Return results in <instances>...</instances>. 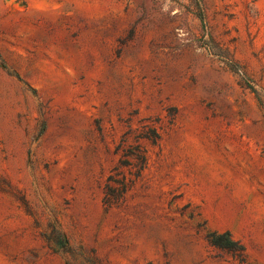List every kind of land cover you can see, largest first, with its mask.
I'll use <instances>...</instances> for the list:
<instances>
[{"label": "rangeland", "instance_id": "1", "mask_svg": "<svg viewBox=\"0 0 264 264\" xmlns=\"http://www.w3.org/2000/svg\"><path fill=\"white\" fill-rule=\"evenodd\" d=\"M0 264H264V0H0Z\"/></svg>", "mask_w": 264, "mask_h": 264}, {"label": "trees", "instance_id": "2", "mask_svg": "<svg viewBox=\"0 0 264 264\" xmlns=\"http://www.w3.org/2000/svg\"><path fill=\"white\" fill-rule=\"evenodd\" d=\"M153 134H154L153 142H156L158 140V135L156 133ZM138 153L140 154L138 158H140L141 164L143 166L145 164L146 157L142 152L138 151ZM45 239L47 242L49 243L51 242L48 237H45ZM206 240L209 245L227 251L231 254H234L236 257H238L239 261L241 262L244 261L245 259L244 248L238 242L234 241L230 237L228 232H224V233L209 232L206 235ZM60 247L64 248L65 250L68 249L69 247L67 241L63 240L62 243L60 244Z\"/></svg>", "mask_w": 264, "mask_h": 264}]
</instances>
